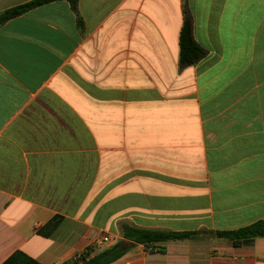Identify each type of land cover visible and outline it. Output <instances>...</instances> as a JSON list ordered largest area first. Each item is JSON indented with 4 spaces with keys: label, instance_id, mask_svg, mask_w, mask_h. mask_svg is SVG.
<instances>
[{
    "label": "crops",
    "instance_id": "obj_1",
    "mask_svg": "<svg viewBox=\"0 0 264 264\" xmlns=\"http://www.w3.org/2000/svg\"><path fill=\"white\" fill-rule=\"evenodd\" d=\"M33 0H0V13ZM0 26V264H67L122 226L264 221V0H78ZM205 51L180 68L186 14ZM107 236L109 243L96 245ZM110 264H264V238Z\"/></svg>",
    "mask_w": 264,
    "mask_h": 264
},
{
    "label": "trees",
    "instance_id": "obj_2",
    "mask_svg": "<svg viewBox=\"0 0 264 264\" xmlns=\"http://www.w3.org/2000/svg\"><path fill=\"white\" fill-rule=\"evenodd\" d=\"M55 1L61 0H33L31 2L9 8L0 13V26L13 18L27 13L35 7ZM65 1H68L72 8L78 12V0ZM204 55L205 51L194 40L192 20L187 13L184 26L180 34V68L183 69L197 63ZM206 233L211 234L215 238L229 241L233 246L238 247L245 243L252 242L255 239L264 238V221H259L237 230L213 232H207L205 230L195 232H172L142 229L125 224L122 226V241L117 242L95 255H92L93 249L88 248L82 255L71 260L67 264H110L121 258L133 244L144 245L145 247L150 248L151 251L159 249L160 252H164V249L158 245L169 241L196 240ZM3 264L40 263L26 256L22 252H16Z\"/></svg>",
    "mask_w": 264,
    "mask_h": 264
},
{
    "label": "built area",
    "instance_id": "obj_3",
    "mask_svg": "<svg viewBox=\"0 0 264 264\" xmlns=\"http://www.w3.org/2000/svg\"><path fill=\"white\" fill-rule=\"evenodd\" d=\"M109 242H110V239L107 236H104L102 239L97 240L95 243L97 246H101L102 244H106ZM114 244H116V243H114Z\"/></svg>",
    "mask_w": 264,
    "mask_h": 264
},
{
    "label": "rangeland",
    "instance_id": "obj_4",
    "mask_svg": "<svg viewBox=\"0 0 264 264\" xmlns=\"http://www.w3.org/2000/svg\"><path fill=\"white\" fill-rule=\"evenodd\" d=\"M203 237H205V236H208V237H213L211 234H204V235H202Z\"/></svg>",
    "mask_w": 264,
    "mask_h": 264
}]
</instances>
